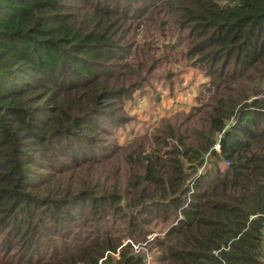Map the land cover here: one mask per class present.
<instances>
[{"label":"trees","instance_id":"obj_1","mask_svg":"<svg viewBox=\"0 0 264 264\" xmlns=\"http://www.w3.org/2000/svg\"><path fill=\"white\" fill-rule=\"evenodd\" d=\"M176 29L216 84L207 124L176 118L127 181L64 183L111 163L128 75ZM263 228L264 0H0V264H146L142 243L161 264H264Z\"/></svg>","mask_w":264,"mask_h":264},{"label":"rangeland","instance_id":"obj_2","mask_svg":"<svg viewBox=\"0 0 264 264\" xmlns=\"http://www.w3.org/2000/svg\"><path fill=\"white\" fill-rule=\"evenodd\" d=\"M152 27L140 25V28H136L139 32L137 38L142 39L146 32L150 33ZM151 36L154 41L147 36V44L155 59L149 66V71L143 72L140 78L135 76L136 72L129 73L130 89L132 86L130 96L121 105L122 110H116V113L124 115V122H117L109 132L100 135L102 143L108 149L99 150L95 156L102 158L110 155L109 157H113L111 163L93 167L85 164L67 175L64 183L69 181L70 184H84L96 177L107 184L121 181L120 177L127 181L131 173L140 171L137 170L136 163H141L146 155L153 153L165 157V150L170 149L173 142L177 145L176 140L170 136V128L176 118L184 122V128H189L185 133L187 135H193L195 129L207 124L202 113L210 109L209 106L213 103L216 84L205 69L193 65L195 58L186 56L189 31L176 29L173 39L162 32L152 33ZM134 64L129 71L137 70V63ZM135 83L139 84L136 90L133 88ZM219 145L218 141L214 146L217 152H220ZM213 161L215 160L207 154L205 164L198 174L206 166H211ZM219 163L224 167L229 162L220 159ZM187 183L193 184V180L188 179ZM153 229L155 231L148 235V240L164 234L162 227L153 226ZM145 245L146 243H142L136 252L146 254V264H161L147 251Z\"/></svg>","mask_w":264,"mask_h":264},{"label":"built area","instance_id":"obj_3","mask_svg":"<svg viewBox=\"0 0 264 264\" xmlns=\"http://www.w3.org/2000/svg\"><path fill=\"white\" fill-rule=\"evenodd\" d=\"M138 246L137 245H135V249H136V251L138 250ZM262 249H263V252H264V228H263V230H262Z\"/></svg>","mask_w":264,"mask_h":264},{"label":"water","instance_id":"obj_4","mask_svg":"<svg viewBox=\"0 0 264 264\" xmlns=\"http://www.w3.org/2000/svg\"><path fill=\"white\" fill-rule=\"evenodd\" d=\"M219 144H221V143H219ZM219 146H220V145H219ZM215 149H216V148L214 147L213 150H215ZM141 255H142L143 258H145V259L147 258V256H146L145 253H142Z\"/></svg>","mask_w":264,"mask_h":264}]
</instances>
